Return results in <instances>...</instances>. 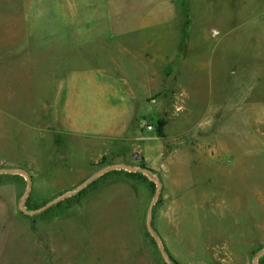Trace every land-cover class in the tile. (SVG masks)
Listing matches in <instances>:
<instances>
[{"label":"rangeland","instance_id":"rangeland-1","mask_svg":"<svg viewBox=\"0 0 264 264\" xmlns=\"http://www.w3.org/2000/svg\"><path fill=\"white\" fill-rule=\"evenodd\" d=\"M57 1L0 0V264H264V0Z\"/></svg>","mask_w":264,"mask_h":264},{"label":"crops","instance_id":"crops-1","mask_svg":"<svg viewBox=\"0 0 264 264\" xmlns=\"http://www.w3.org/2000/svg\"><path fill=\"white\" fill-rule=\"evenodd\" d=\"M174 1V0H173ZM57 11L59 13L58 20L52 21L50 23V43H63V39L75 38L78 32H68L63 33L64 36L61 41L59 37L58 30L62 28L73 29L79 28L82 33H85L83 43H98V44H111L118 39L112 38L110 40L106 39V35H114L117 37L119 32L122 30L120 25L115 20H104L103 14H114L112 10L119 11L122 10L121 6L125 5L123 2H127V5L135 6L136 9L143 2H137L135 0H58ZM120 2V3H118ZM181 9L178 18H174L177 23H184V27L189 24L186 17L183 19V0L180 1ZM187 23V24H186ZM140 27V24H138ZM133 28V27H132ZM86 30V32H84ZM101 30V31H96Z\"/></svg>","mask_w":264,"mask_h":264},{"label":"water","instance_id":"water-1","mask_svg":"<svg viewBox=\"0 0 264 264\" xmlns=\"http://www.w3.org/2000/svg\"><path fill=\"white\" fill-rule=\"evenodd\" d=\"M119 168H120V166H119ZM127 168H129V169H134V167H132V166H127ZM30 187V185L28 186V188ZM82 187V186H81ZM81 187H79L78 188V190L81 188ZM65 197V195H62V196H60L58 199H56V200H54V201H52V202H50L48 205H51L53 202H57L58 200H60V199H62V198H64ZM22 208L24 209V211L25 212H27V213H36V212H40V211H42L45 207H41V208H38V209H36V210H28L27 208H25V206L24 205H22ZM150 218L151 217H149V221H150ZM150 229L152 230V232H153V229H152V227L150 226Z\"/></svg>","mask_w":264,"mask_h":264},{"label":"trees","instance_id":"trees-1","mask_svg":"<svg viewBox=\"0 0 264 264\" xmlns=\"http://www.w3.org/2000/svg\"><path fill=\"white\" fill-rule=\"evenodd\" d=\"M160 124L163 125V122L161 121ZM161 133H162V132H161V129H160V130H159V134L162 135Z\"/></svg>","mask_w":264,"mask_h":264},{"label":"built area","instance_id":"built-area-1","mask_svg":"<svg viewBox=\"0 0 264 264\" xmlns=\"http://www.w3.org/2000/svg\"><path fill=\"white\" fill-rule=\"evenodd\" d=\"M149 128H152V126H148Z\"/></svg>","mask_w":264,"mask_h":264}]
</instances>
